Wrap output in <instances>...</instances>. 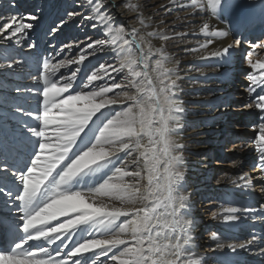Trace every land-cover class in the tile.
<instances>
[{"label": "snow or ice", "instance_id": "6c2138e0", "mask_svg": "<svg viewBox=\"0 0 264 264\" xmlns=\"http://www.w3.org/2000/svg\"><path fill=\"white\" fill-rule=\"evenodd\" d=\"M6 7L0 264H248L245 254L264 264V227H256L264 224V59L253 60L264 55V0H167L159 20L139 0H72L55 6L43 47L30 37L44 9ZM128 13L131 23L120 19ZM69 23L82 39H59ZM257 29L258 38L245 37ZM25 41L27 55L13 46ZM237 63L252 69L237 106L256 117L253 135L229 134L220 145L254 149L258 175L227 179L249 195L258 188L261 202L213 211L226 231L210 233L208 255L194 235L185 133L207 123L189 119L192 107H232L211 84L229 81ZM205 89L215 99H199ZM244 221L247 237L233 238Z\"/></svg>", "mask_w": 264, "mask_h": 264}, {"label": "bare ground", "instance_id": "6f19581e", "mask_svg": "<svg viewBox=\"0 0 264 264\" xmlns=\"http://www.w3.org/2000/svg\"><path fill=\"white\" fill-rule=\"evenodd\" d=\"M16 3L18 5V8L24 12L27 11V9H30L29 11L32 10L33 6L43 8L44 13L43 15L46 17L43 21H38L34 22L38 24V27L36 29L37 35H32L30 39L36 40L38 43L41 44V47L44 46V41H41L39 39V35L43 33V31L47 28L48 24L51 22V18L54 16L56 12V7L55 6H64V5H70L72 3V0H16ZM139 3L144 6L145 9V16H148L152 13H157L156 19L159 20L160 17L165 16L164 9L160 7V5H166L167 0H139ZM7 0H0V9L7 11ZM50 5H53L50 7ZM24 8V10L22 9ZM133 15L132 13H128L127 15H121L120 19L122 21H131L129 20V17ZM77 21H79V17L76 18ZM167 20L171 21L173 17L171 14H168L166 17ZM171 26V25H169ZM258 30V29H257ZM256 30V32H257ZM89 34L91 33V29L88 30ZM252 34V33H251ZM84 32H82L78 27L76 23H69L64 29L62 34H59V39L61 41H69L74 38H83ZM248 36V33L245 34V37ZM34 37V38H33ZM254 37H250L249 40H253ZM27 42H24L23 47L16 46L18 49H20V53L27 55L29 52V49H27L26 46ZM15 46V45H13ZM170 50H172L174 53H178V55H182V53L178 52V49L172 48L170 45ZM31 51H34L31 50ZM189 63L188 59H185L182 61V64H187ZM237 65V64H236ZM234 66L232 75L229 81L222 83V84H215L212 83L211 87H219L222 89L221 92L218 93V95H223L226 93V90L228 87H230L231 82L235 78L234 73L235 70L238 69V66ZM245 76V75H244ZM245 80L246 83H249L247 79L244 77H241V80ZM188 87V86H186ZM241 89L245 88L244 86H241ZM207 97V99H215L214 96H211L208 94L207 89L203 90V95L199 97V99H204ZM248 95L243 97L244 99H247ZM228 109V108H227ZM227 109H213L210 107H192L190 109L191 113H195V115H189L190 120H195L197 122H203L207 121L206 124H201L197 129H192L190 128L186 133H185V143L188 145V151H187V180L190 185V190L193 193V201L195 204V207L193 209V215L195 217V222L196 225L199 223L195 216V210L198 206V200L203 196L204 199H206L207 195H210V193H213V189H216L217 187H223L224 189L221 190L220 192L217 191L216 194L221 196L220 201L216 202L213 201L212 203H209L207 207H215L212 210L210 209L207 210L206 207V215L202 217L200 221V228H199V233L198 236L196 237V243L200 246L199 251L202 253H207L208 255H213L211 252L209 245L214 244L213 241L210 239V234L205 235V230L208 229V227L211 225L213 221L219 222L220 228L216 230L217 233L220 234H225V224L221 220H213L212 214H209L213 211L219 212L222 207H227V206H257L261 201L257 199L259 197V192H255L253 195H249L245 191L241 190L240 188H237L235 185H233L227 177H233L236 178L238 177V172H231L228 169H233V168H238L240 165L243 163V158L248 157L250 151L247 149H244V147H240L239 144L237 145L236 150H233V147L230 148V153L232 154L231 160L226 167H228L227 170L223 169H216L213 170V166H210V160L212 159V155H210V152L212 148H216L218 150L221 148L220 141L224 139L226 134L224 133L223 129L228 125V126H233L234 122L236 120H241V117H244L242 113L245 111H248L249 109H245L243 107H235L232 110V113L235 114V112H238V114L242 115H235L236 120L233 119L231 116H222V114L226 113L228 110ZM230 110V109H229ZM245 115V114H244ZM254 116L253 114L250 115V117ZM240 117V118H239ZM249 117V118H250ZM247 118V119H249ZM256 118V117H255ZM246 119V120H247ZM238 126V125H237ZM236 129L242 130L241 127H237ZM211 134L209 135V132ZM203 133V135H198L197 133ZM207 141V144L203 143ZM252 150V149H251ZM254 150V149H253ZM252 150L251 156L253 158H256V154L254 156V151ZM200 153V154H207L208 155V160L207 161H202L200 158L196 156L195 153ZM236 153L239 154V156L236 155ZM233 161H239V163H233ZM207 164L208 166L205 167L204 165ZM217 166H223V164L216 163L215 167ZM231 173V175L229 174ZM252 175H258V173L249 172ZM221 177H225L224 180H222L221 183H217V179H220ZM259 190L258 188L256 191ZM207 194V195H206ZM255 197V198H254ZM250 221H244L242 222L241 228L238 230H234L233 233L230 235L235 238V239H243L245 238V232L247 230V226L250 224ZM215 232V231H212ZM211 232V233H212ZM203 233V234H202ZM245 233V234H243ZM238 235V236H237ZM247 255V254H246ZM247 261L248 264L251 262L257 261L258 258H246L244 257Z\"/></svg>", "mask_w": 264, "mask_h": 264}, {"label": "rangeland", "instance_id": "374dc122", "mask_svg": "<svg viewBox=\"0 0 264 264\" xmlns=\"http://www.w3.org/2000/svg\"><path fill=\"white\" fill-rule=\"evenodd\" d=\"M23 10H24V8H22ZM18 10L19 11H21L19 8H18ZM30 9H27V11H29ZM27 11H25L24 10V12H27ZM260 30L258 29L257 30V32L255 31V32H253L252 34H249L248 33V36L246 37L247 39H249L250 37H254V39L253 40H255L256 38H258L259 36H260ZM34 38V37H33ZM14 47H16V46H14ZM17 48V47H16ZM17 51L20 53V49H18L17 48ZM258 52L260 51V50H257ZM22 53V52H21ZM259 59H264V55H261V56H255V57H253V60H254V62L256 61V60H259ZM236 66H238V69H236L235 70V73L237 72V71H239L240 73H241V75H242V73L243 74H247V73H250V72H252V69H250L248 66H247V64L246 63H243V64H240V63H237V65ZM235 73H234V76H235V82H237V84L238 83H241L239 86H245V85H247L248 83H246L245 82V80H241V77H244L243 75L241 76V75H238V73L235 75ZM244 79H245V77H244ZM230 90H233L232 88L230 89ZM236 95H237V100H239V102L238 103H234V104H231L232 105V107H229L227 110V112L226 113H224V114H222V116H231V117H233V119L234 120H236L237 118H236V116L235 115H242L243 114V116L244 117H239L241 120H236L235 122H234V124H233V126H236V124L238 125V127L240 126V125H243L244 123H245V121H246V119L247 118H249L250 117V115L251 114H253V112H252V110H248V111H245L244 113H242V114H238V112H235V114H233L232 113V110L235 108V107H238L237 105H241V104H243L245 101H246V99H244L243 97H245L246 95H248L246 92H244V89H241V87H237V91H236ZM238 95H240L239 97H238ZM223 96V95H222ZM230 109V110H229ZM245 114V115H244ZM255 116H253V118H254ZM233 126H226L224 129H223V131H225L224 133L226 134V135H229V134H232V137L233 138H241L240 140H243V139H247V138H249V137H251L252 135H253V132H252V130H246V131H244V132H241V131H243V130H238V129H236L237 127H233ZM241 127V126H240ZM239 127V128H240ZM241 129H242V127H241ZM211 132H213V131H210L209 132V135L211 134ZM249 134H251V135H249ZM232 147V145L231 144H229V146H228V148L226 149V150H222L221 148H219L218 150H216V148H212V150H211V152H210V155H212L213 157H212V159L210 160V166H213L212 168H213V170H216V169H223V170H227L228 169V167H226L225 165H227L228 163H229V161L232 159L231 157V153H230V148ZM244 149H247V150H249L250 151V153H249V156L248 157H244L243 158V163H242V165H240V167H238V168H233V169H228L229 171H231V172H238V174L240 175V174H242V173H249L250 171H251V169L249 168V165H247V160L248 159H250V158H253L252 156H251V152H252V150H253V148L252 147H249V146H244ZM252 149V150H251ZM254 151V150H253ZM196 154V156L198 157V153L196 152L195 153ZM200 154V153H199ZM236 155L237 156H239V154L238 153H236ZM220 156H222L221 157V159H220ZM254 156H255V152H254ZM199 158V157H198ZM253 159H255V158H253ZM217 161H220V162H217ZM216 163H219L220 165L221 164H223L224 165V167L222 166H217V167H215V164ZM229 174L231 175V173L229 172ZM252 175V174H251ZM224 188L223 187H217L216 189H213L212 191H214L213 193H210V195H207L206 197L207 198H210V199H208L207 200V202H206V204L207 205H209V201H220V199H221V196L218 194H216V192L217 191H221V190H223ZM203 196H201V198H202ZM202 205L201 206V203L199 202V200H198V206H197V208H196V210H195V216H196V218H197V220L198 221H201V219H202V217L203 216H205L206 215V211L207 210H209L210 211V209L212 210L213 208H215V207H207V205ZM206 207H207V210H206ZM208 212V211H207ZM209 214H212V212L211 213H209ZM220 223L219 222H217V221H213L212 223H211V225L208 227V229H206L205 230V235H207V234H210L212 231H215L216 232V230L218 229V228H220ZM199 228H200V223L199 224H197L196 225V228H195V232H194V235H195V237H197L198 236V233H199ZM203 234V233H202ZM243 234H245V233H243ZM238 236V235H237ZM245 237H246V235H245ZM245 256H246V258H256V257H254V256H248V255H246L245 254Z\"/></svg>", "mask_w": 264, "mask_h": 264}]
</instances>
